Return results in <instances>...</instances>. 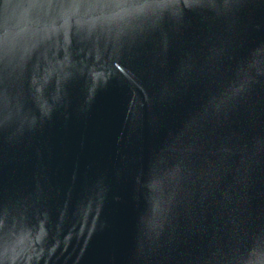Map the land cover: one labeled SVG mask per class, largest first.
<instances>
[{
    "label": "water",
    "instance_id": "water-1",
    "mask_svg": "<svg viewBox=\"0 0 264 264\" xmlns=\"http://www.w3.org/2000/svg\"><path fill=\"white\" fill-rule=\"evenodd\" d=\"M0 264H264V0H0Z\"/></svg>",
    "mask_w": 264,
    "mask_h": 264
}]
</instances>
